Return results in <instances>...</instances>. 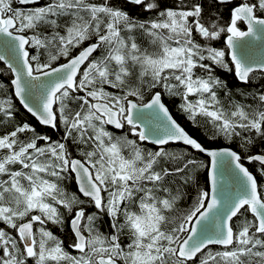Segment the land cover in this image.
<instances>
[{"label": "snow or ice", "instance_id": "1", "mask_svg": "<svg viewBox=\"0 0 264 264\" xmlns=\"http://www.w3.org/2000/svg\"><path fill=\"white\" fill-rule=\"evenodd\" d=\"M226 2L124 0L155 17L138 20L110 0H49L27 11L20 6L36 0H0V61L14 94L39 125L63 129L53 140L23 122L0 135V264H264V185L241 154L205 147L163 101V93L179 96L190 121L212 125L213 139L240 136L245 150L252 136L264 140V91L253 94V108L214 74L220 67L248 84L264 72V0L239 3L224 21L218 9ZM0 117L14 119L7 99ZM177 142L206 153L210 165L166 149ZM247 159L264 176V149ZM197 167H210L211 189H198L180 212L177 178L191 183ZM69 178L74 192L63 184ZM86 204L97 211L88 214ZM101 215L108 233L97 227ZM49 223L61 231L67 224V248Z\"/></svg>", "mask_w": 264, "mask_h": 264}, {"label": "trees", "instance_id": "2", "mask_svg": "<svg viewBox=\"0 0 264 264\" xmlns=\"http://www.w3.org/2000/svg\"><path fill=\"white\" fill-rule=\"evenodd\" d=\"M48 2L49 0H41L39 5H35L31 7L44 6ZM110 2L115 3L116 6L118 7H122L125 11L129 13V15L135 17L138 20H151L155 18L152 12L144 11L141 7L130 3H124V0H110ZM149 2H154V0H149ZM208 2L210 3L211 0H208ZM161 3L166 4L168 6H172L173 3L179 4L180 2L178 0H161ZM238 4L239 3L237 2H233L231 4H223L219 7L218 11L221 13L224 21H227L229 19L230 10ZM17 6L20 5L15 0H13V7H17ZM29 8L30 7H21V10L27 11ZM239 27L241 28V30H245V25L243 22L239 23ZM225 39L226 36L224 34H221V37L216 41H213L212 43L217 48H223ZM226 59L229 60L228 57ZM63 62L65 61L62 58L57 63H63ZM214 74L222 81L227 83L228 88L231 90L232 99L234 101H239L240 103H243L245 105H250L253 108L257 107L258 101L253 100L252 96L253 94L264 91L263 72H256L252 74L251 81L248 84L240 83L235 77L234 72H229L220 67H215ZM11 79H13L12 73L0 61V84L5 85L3 89H0V99L9 100L14 108V119L11 121L4 119L3 122L0 123V135H3L6 131L12 130V127L15 124L27 122L35 126L38 132L51 136L53 140L62 136L63 134L62 127L60 131L42 127L36 122L34 118H32L22 109L19 102L16 100L14 96L13 88L11 86ZM156 90H161V89H156ZM150 95L151 93L146 88L145 89L146 101L147 99H149ZM220 97L222 100H224L225 104H227V100L225 99L223 92L220 93ZM195 98L196 97H191V99H195ZM163 101L167 105L173 117L177 120V122L180 123L181 126L184 127L185 130L189 132L190 135L194 136L205 147L209 149L231 148L234 151H237L239 154H241L242 163L246 165L249 168V170L256 176L258 182L261 185H264V176L261 175L260 165L256 164L255 162L249 163V160L247 159V156L249 154H257L262 149H264V140H261V138L258 136H252V143L247 147V150H245L240 147V145L244 143L243 139L240 136L234 137L231 141L225 139L223 136H216L213 139L212 137L214 134V129L212 125L208 123L205 117H197V122L195 124L192 121H190L187 117V114L183 112L179 107V105L181 104V98L179 96H171L167 93H163ZM107 128L117 136L124 135L127 132V129L117 131L108 126ZM242 135H251V134L242 133ZM129 138H133V137L130 136ZM41 143L43 142L41 141ZM142 147H144L147 150L156 149V147L145 143L142 144ZM166 149L170 152H175V153L183 152L186 150L191 154V158H194L198 162V164L209 165V160L203 154L199 152H194L193 150L184 147L180 144L169 145L166 147ZM208 171H209V167H197L193 169L191 174L193 175L194 179L189 184H183V182L180 181L179 178H177L176 186L181 187V191L185 193L183 198L178 203V209L180 212H185L193 206L198 189L209 191ZM63 184L69 191L74 192L77 190V186L74 180L71 178L66 179L63 182ZM81 199H85V198L81 196ZM84 207L86 208L88 214L97 211L94 207L87 204L84 205ZM63 211L65 212V216L67 217L66 210ZM247 218L250 220L252 218L251 214H248ZM236 223L238 224L239 221H236ZM0 227H6V226H4L2 222H0ZM47 227L50 228L54 232V234H56L65 241V247L67 248V245L71 242L69 239L71 233L69 231V227L67 226V224L63 226V231H61V226L52 225L50 223L47 225ZM97 227L100 228L101 231L108 233L110 231L109 217L104 215L99 216L97 220ZM122 238L126 239V236ZM68 250L71 251V249Z\"/></svg>", "mask_w": 264, "mask_h": 264}, {"label": "water", "instance_id": "3", "mask_svg": "<svg viewBox=\"0 0 264 264\" xmlns=\"http://www.w3.org/2000/svg\"><path fill=\"white\" fill-rule=\"evenodd\" d=\"M18 4H19V0H15ZM179 2H180V0H178ZM40 2H41V0H36V3L35 4H33V5H29V6H21V7H31V6H35V5H39L40 4ZM233 2H237V3H241V2H248V0H227V2L226 3H224V4H231V3H233ZM131 4V3H130ZM244 23V25H245V28L247 29V24L245 23V22H243ZM245 29V30H246ZM248 39V41H249V45H250V48H251V50H252V52L256 55V56H259L260 55V51H261V47H262V44H261V41L260 40H257V39H255L254 37H252V38H247ZM229 59H230V57H229ZM2 62V61H1ZM3 63V62H2ZM4 64V63H3ZM5 65V64H4ZM6 66V68H7V65H5ZM257 72H260V71H257ZM256 73V72H255ZM264 73V72H263ZM13 75V74H12ZM13 78H14V76H13ZM243 84V83H242ZM12 88H13V93H14V86H12ZM14 96H15V94H14ZM15 98H16V100L19 102V98L18 97H16L15 96ZM20 104V103H19ZM20 106L22 107V109L28 114V115H30L31 116V114H29L27 111H26V109H24L23 108V106L20 104ZM167 106V105H166ZM170 111V110H169ZM171 113V112H170ZM172 114V113H171ZM173 116V115H172ZM32 117V116H31ZM33 118V117H32ZM174 118V117H173ZM35 119V118H34ZM175 119V118H174ZM37 122V121H36ZM38 123V122H37ZM42 127H45V126H43V125H41ZM108 127H110V128H112V129H114L113 127H111V126H108ZM45 128H48V127H45ZM49 129H51V128H49ZM114 130H117V129H114ZM117 131H121V130H117ZM145 144H148V145H151V146H154V147H156L155 145H153V144H151V143H149V142H144ZM176 144H180V145H182V146H184V147H187V148H189L188 146H185V145H183L182 143H179V142H177V143H170L169 145H176ZM169 145H167V146H169ZM167 146H165V147H167ZM190 149V148H189ZM221 149V148H220ZM231 149V148H230ZM192 150V149H191ZM210 150H219V149H210ZM231 150H233V149H231ZM194 152H197V151H195V150H193ZM201 154H203L208 160H209V165H210V157H208L207 156V154L206 153H201ZM249 163H252V162H249ZM256 164H258V165H260L259 164V162H255ZM246 166V165H245ZM247 167V166H246ZM209 171H210V167H209ZM208 171V172H209ZM209 180V179H208ZM222 182H223V180H222ZM228 184H229V186H231V184H232V180H231V178H229L228 179ZM210 189H211V183H210V180H209V191H210ZM234 190V189H233ZM84 198V197H83ZM86 199V198H85Z\"/></svg>", "mask_w": 264, "mask_h": 264}, {"label": "flooded vegetation", "instance_id": "4", "mask_svg": "<svg viewBox=\"0 0 264 264\" xmlns=\"http://www.w3.org/2000/svg\"><path fill=\"white\" fill-rule=\"evenodd\" d=\"M246 29V28H245ZM229 58V57H228ZM230 60V59H229Z\"/></svg>", "mask_w": 264, "mask_h": 264}]
</instances>
